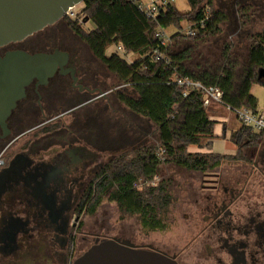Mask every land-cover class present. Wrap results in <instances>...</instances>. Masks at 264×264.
<instances>
[{"label": "flooded vegetation", "instance_id": "1", "mask_svg": "<svg viewBox=\"0 0 264 264\" xmlns=\"http://www.w3.org/2000/svg\"><path fill=\"white\" fill-rule=\"evenodd\" d=\"M11 53L59 58L24 86L0 125V264H75L109 239L175 264H264V135L244 148L247 156L232 160L228 173L220 166L199 173L179 239L136 245L109 236L103 220L86 226V202L114 153L139 147L152 133L135 123V115L114 109L121 103L107 97L100 61L66 16L1 46L0 65ZM15 158L12 172L2 174Z\"/></svg>", "mask_w": 264, "mask_h": 264}, {"label": "trees", "instance_id": "2", "mask_svg": "<svg viewBox=\"0 0 264 264\" xmlns=\"http://www.w3.org/2000/svg\"><path fill=\"white\" fill-rule=\"evenodd\" d=\"M202 2L186 0L191 11L182 13L167 0L149 18L136 0H84L74 19L66 16L70 28L91 54L123 85L131 87L135 97L117 93L119 102L157 131V143H142L115 156L104 167L87 196L86 216L93 215L106 199L116 204L121 219L136 217L145 231H162L171 196L166 181L152 183L160 166L170 164L190 172L209 173L222 162L242 158L241 150L264 135V130L255 133L240 123V128L228 136L237 149L236 156L188 150L193 146L209 151L217 122L208 116L209 105H203L204 92L178 87L174 78H187L205 88L219 89V106L229 108L231 113L242 108L258 112V101L251 90L254 85L264 86V81L258 80L259 71L264 70V31L249 37L247 65L238 83H234L231 67L218 72H192L184 65L186 52L169 53L168 42H163L160 33L170 28L176 32L168 37L169 41H202L220 33L225 14L213 10L211 0ZM85 18L92 24L88 31L79 23ZM182 24L192 30L191 36L180 32ZM112 47L114 51L107 53ZM129 55L136 59L128 62ZM224 134L223 129V137Z\"/></svg>", "mask_w": 264, "mask_h": 264}, {"label": "rangeland", "instance_id": "3", "mask_svg": "<svg viewBox=\"0 0 264 264\" xmlns=\"http://www.w3.org/2000/svg\"><path fill=\"white\" fill-rule=\"evenodd\" d=\"M152 1L153 0H140V3L144 7H148L152 4ZM170 1L173 2L176 8L182 11V13L191 11L190 7L186 3V0ZM206 1L207 0H203L202 3H205ZM211 1L212 9L221 11L226 17V20L221 25L220 33L202 41L193 42L186 39H178L175 41L168 40V51L169 53L186 52L187 57L184 61V65L192 72L202 70L218 72L223 67H231L234 70V83H238L242 71L247 65L250 43L249 37L255 33L264 31V0ZM81 8L82 5H78L74 8L72 11L74 17L80 12ZM80 20L81 21L79 23L82 29L85 31L92 29V24L90 22L81 24L83 20ZM182 27L183 30L180 32L182 34L186 33L187 28L185 27V24H182ZM174 32H176V30L170 28L164 33V35L168 39V37ZM114 49L115 48L112 47L107 51V53L114 51ZM134 59H136V56L129 55L126 57L128 62H132ZM99 71L104 75V77H106V93L108 98L112 99L113 97H117V93H123L126 96L135 97L131 87L123 85L118 80L116 75L110 73L102 64ZM251 92L258 101L257 111L260 116L264 118V86L254 85ZM113 107L118 111V114L125 111L124 116H129V112L122 104L119 108L114 105ZM118 114H116L117 119L124 118ZM208 116L210 118L214 116H226V118L230 117V120L225 124L226 129L228 131H235V127L237 126V117L235 113L228 112L223 107L218 105V108L214 111H211L210 109L208 110ZM133 119L137 125L145 127L146 129L148 128L147 130L152 133V135L148 138H143L144 142H142H146V144L157 143L156 127L146 119H142L137 116ZM63 121L68 124L69 117H65ZM238 128H240V126ZM262 140L264 141V137ZM219 141L221 140H218V142L213 146V150L211 152L229 154L231 151V149H227L229 146H226L225 143L220 144ZM135 147H137V145L134 144L133 147H127L116 151L114 154L115 156H118L120 153L128 152ZM188 150L190 152H204L205 149L198 150L196 147L191 146ZM248 151L246 149H242L241 156H247V154H249ZM231 162L232 161L230 160L222 162L220 170L228 173ZM155 179L156 180H153L152 183H157L160 180L167 182V191L171 196V204L168 206L166 213L163 215V222L165 225L164 230L147 232L141 228L136 217L121 219L116 204L109 202L106 199L103 200L93 215L85 217V225L91 226L94 223H99L103 220L105 224L109 225V232L107 233L109 236L122 237L130 240L136 245L141 246L166 245L170 241L179 239L184 226L183 216L191 213L192 211V200L195 198V192L199 191L201 177L199 173L186 171L182 168L167 164L159 167V173Z\"/></svg>", "mask_w": 264, "mask_h": 264}, {"label": "water", "instance_id": "4", "mask_svg": "<svg viewBox=\"0 0 264 264\" xmlns=\"http://www.w3.org/2000/svg\"><path fill=\"white\" fill-rule=\"evenodd\" d=\"M84 0H0V47L20 41L61 20L69 9L81 5ZM87 21V19H86ZM59 56L11 53L0 65V125L23 94V88L33 77L49 65H54ZM54 69L52 67L51 71ZM264 81V70L258 73ZM11 162L2 174L12 172ZM75 264H175L155 251L133 248L131 244L116 239L103 240L87 250Z\"/></svg>", "mask_w": 264, "mask_h": 264}, {"label": "built area", "instance_id": "5", "mask_svg": "<svg viewBox=\"0 0 264 264\" xmlns=\"http://www.w3.org/2000/svg\"><path fill=\"white\" fill-rule=\"evenodd\" d=\"M167 0H153L152 4L150 6L144 7L141 3L140 0H136L139 8L141 11L145 13V15L149 18L153 17L157 13V9L159 4L164 5ZM73 9H69L65 16H68L70 18H75L72 11ZM193 34L192 30L190 28L186 29V35L191 36ZM161 38L164 43L168 42L167 37L164 35V33H160ZM119 50V49H118ZM178 87H187L189 89H199L204 92V100H203V105L206 107L210 104H216V105H221V96L222 92L215 88V87H208L205 88L201 85L199 82H193L187 78H179L176 77L173 80ZM185 95V94H183ZM229 111V108H226ZM236 114L237 120L239 123H242L248 127H251L253 131H263L264 130V118L260 116L258 112L253 113L249 111L246 108L238 109L234 112ZM156 180V179H154Z\"/></svg>", "mask_w": 264, "mask_h": 264}, {"label": "crops", "instance_id": "6", "mask_svg": "<svg viewBox=\"0 0 264 264\" xmlns=\"http://www.w3.org/2000/svg\"><path fill=\"white\" fill-rule=\"evenodd\" d=\"M217 108H218V105H216V104H210L209 105V109L211 111H214ZM225 110H227V109H225ZM211 119L217 122V124L214 126V135H213L214 138H213V140H211V149L209 151L204 150V152L203 151H201V152L202 153H215V154H220V155H230V156H234L236 154V150L237 149H236V147L232 143H230L228 141L229 134L232 131H234V130L228 131L226 129V126H225V124L230 120V117L229 118L228 117L226 118V116H223V117L214 116ZM236 121H237V123H236L237 126L235 127V130H238L239 129L238 127L240 126V123L238 122L237 119H236ZM233 127H234V125H233ZM223 129H224V132H225L224 137H223ZM219 139L221 140V141H219L220 144H224L225 143L226 146H229V147H227V149L228 148L231 149V151L229 152V154H226V153L225 154H222V153H217V152H211L213 150V146L218 142Z\"/></svg>", "mask_w": 264, "mask_h": 264}]
</instances>
